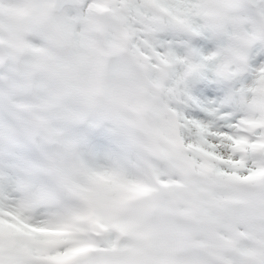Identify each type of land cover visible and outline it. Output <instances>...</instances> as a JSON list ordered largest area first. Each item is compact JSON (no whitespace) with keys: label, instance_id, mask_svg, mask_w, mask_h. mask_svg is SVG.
Segmentation results:
<instances>
[{"label":"clouds","instance_id":"1","mask_svg":"<svg viewBox=\"0 0 264 264\" xmlns=\"http://www.w3.org/2000/svg\"><path fill=\"white\" fill-rule=\"evenodd\" d=\"M0 264H264V0H0Z\"/></svg>","mask_w":264,"mask_h":264}]
</instances>
